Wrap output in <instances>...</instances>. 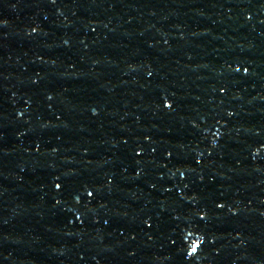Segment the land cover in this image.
Here are the masks:
<instances>
[{"label": "water", "instance_id": "obj_1", "mask_svg": "<svg viewBox=\"0 0 264 264\" xmlns=\"http://www.w3.org/2000/svg\"><path fill=\"white\" fill-rule=\"evenodd\" d=\"M0 264H264V0H0Z\"/></svg>", "mask_w": 264, "mask_h": 264}]
</instances>
